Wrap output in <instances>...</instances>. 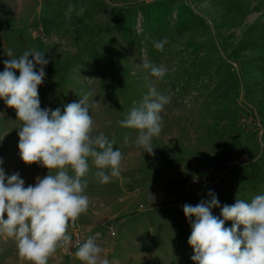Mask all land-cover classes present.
Masks as SVG:
<instances>
[{
  "label": "rangeland",
  "instance_id": "1",
  "mask_svg": "<svg viewBox=\"0 0 264 264\" xmlns=\"http://www.w3.org/2000/svg\"><path fill=\"white\" fill-rule=\"evenodd\" d=\"M70 4L83 14L67 19ZM32 48L49 61L41 108L63 111L92 91L94 134L114 139L124 156L121 178L110 183H99L92 167L89 210L49 264H81L74 253L89 236L109 264H196L183 205L211 191L220 217L224 204L264 194V0H0V71L9 50L19 57ZM144 61L165 67V76H151ZM150 84L171 97L154 155L118 124ZM20 126L0 99V167L34 185L48 169L22 161ZM0 264L28 262L0 237Z\"/></svg>",
  "mask_w": 264,
  "mask_h": 264
},
{
  "label": "clouds",
  "instance_id": "2",
  "mask_svg": "<svg viewBox=\"0 0 264 264\" xmlns=\"http://www.w3.org/2000/svg\"><path fill=\"white\" fill-rule=\"evenodd\" d=\"M74 11L82 15L84 8L68 5L66 18L70 20ZM166 43L165 39L154 47L162 52ZM6 55L9 59L3 61L4 70L0 71V99L15 109L21 122L19 155L25 164L47 168L48 174L25 186L18 172L6 175L0 167V237L14 241L18 257L28 264H49L56 252L70 243L69 228L89 210L86 177L92 167L99 183H110L121 178L124 156L114 147V139L103 132L94 134L89 103L92 91L81 95L79 102L66 104L63 111L59 107L41 108L38 86L49 63L45 52L32 48L19 57H14L12 50ZM142 67L157 80L167 72L148 61ZM170 99L150 84L142 100L118 121L122 128L136 131L134 143L143 153L154 155L152 140L162 131L161 113ZM208 196L209 200L195 206L183 205L191 225V259L196 264H264V194L250 201L236 198L234 204H224L222 218L212 213L213 208L220 207L216 194L209 191ZM226 221H231V227L225 226ZM103 252L89 236L77 245L74 256L81 264H109Z\"/></svg>",
  "mask_w": 264,
  "mask_h": 264
}]
</instances>
